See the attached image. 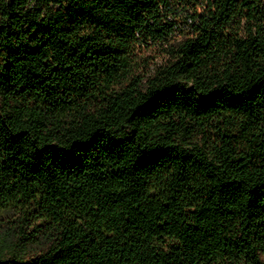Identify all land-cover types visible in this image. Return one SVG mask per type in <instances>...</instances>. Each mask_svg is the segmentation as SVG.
Instances as JSON below:
<instances>
[{
  "label": "trees",
  "instance_id": "trees-1",
  "mask_svg": "<svg viewBox=\"0 0 264 264\" xmlns=\"http://www.w3.org/2000/svg\"><path fill=\"white\" fill-rule=\"evenodd\" d=\"M0 264H264V0H0Z\"/></svg>",
  "mask_w": 264,
  "mask_h": 264
},
{
  "label": "rangeland",
  "instance_id": "rangeland-1",
  "mask_svg": "<svg viewBox=\"0 0 264 264\" xmlns=\"http://www.w3.org/2000/svg\"><path fill=\"white\" fill-rule=\"evenodd\" d=\"M155 52L156 51H154V49H153V50H149L147 52H144L142 55V57H143L142 59H146V60L151 61L150 63H151L152 68L154 66V64H153L154 62H160V63L162 62L161 57H158L156 60L153 59L156 55ZM173 243H174V241H172L171 239H167V241H166V244H173Z\"/></svg>",
  "mask_w": 264,
  "mask_h": 264
}]
</instances>
